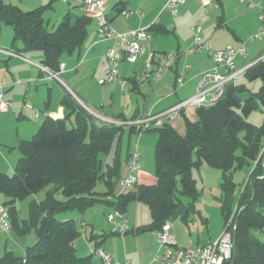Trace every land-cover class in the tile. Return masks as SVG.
Returning a JSON list of instances; mask_svg holds the SVG:
<instances>
[{
    "label": "trees",
    "instance_id": "trees-1",
    "mask_svg": "<svg viewBox=\"0 0 264 264\" xmlns=\"http://www.w3.org/2000/svg\"><path fill=\"white\" fill-rule=\"evenodd\" d=\"M67 4L70 8L49 30L44 11L51 3L23 10L0 0V24L9 25L13 32L11 48L18 53L40 50L42 64L56 71L64 53L81 48L91 21L71 9L80 8L78 5ZM242 75L247 81L259 79V90L242 98L246 85L229 83L214 104L197 106L196 120L184 118L185 133H177L169 121L141 131L158 133L154 152L156 183L137 184L134 190L117 193L115 186L123 161L121 146L126 136L127 164L136 128L132 123L95 118L67 93L63 103L70 110L65 117L45 118L30 138L19 142L20 155L13 173L0 172V193L7 198L3 204L9 212L10 231L18 235L32 231L36 236L23 256L6 251L0 255V264H89L90 256H78L74 245L83 234L81 225L73 218L61 220L56 215L69 210L84 212L97 203L121 212L130 201L146 203L151 222L140 230L159 231L170 218L186 219L195 211L201 193L193 170L204 163L221 172L224 225L234 211L233 250L224 264H264V241L255 236V231L264 230V122L255 126L246 120L257 101L264 109V58L245 68ZM102 155L110 157L104 161ZM245 166L249 173L234 202L233 175ZM99 181L107 186L103 192L95 190ZM46 184H51V189L45 198L31 200L27 218L19 219L16 202ZM97 237L104 235L90 232L86 236L88 241ZM95 242L93 247L100 245V241Z\"/></svg>",
    "mask_w": 264,
    "mask_h": 264
},
{
    "label": "crops",
    "instance_id": "crops-1",
    "mask_svg": "<svg viewBox=\"0 0 264 264\" xmlns=\"http://www.w3.org/2000/svg\"><path fill=\"white\" fill-rule=\"evenodd\" d=\"M102 1L106 6L107 19L114 29L119 32L137 28L150 29L148 31L151 50L168 54L178 53L179 57L156 81H138V76L143 72L142 57L140 61L137 59L132 63L125 60L120 62V76L128 81L124 88L116 81L100 84L98 80L103 76L105 51L114 45V41L101 38L94 19L80 8L77 14L86 15L91 21L87 26V35L81 48L61 56L64 68L59 74L60 81L49 77L46 71L40 69L39 64H42L43 58L40 50L20 52L23 59L0 52V89L8 103L7 109L0 111V172L13 173L20 155L17 148L19 142L30 138L45 118L65 117L70 110L63 103L67 93L88 112L91 111L95 118L104 122L108 119L123 123L131 122L134 117L136 118L134 120H138L147 114L160 113L193 94L198 78L204 71L212 68L214 62L204 50L191 55L183 53L192 42L191 27L195 24L201 25L202 38L212 47L221 49L232 46L235 49L244 45L242 37L251 36L257 31L260 25L258 13L264 8V0H212L207 9L199 0H186L179 6L177 13L172 14L162 8L163 0ZM249 1L255 5L250 7ZM8 2L18 5L23 10L48 3H51L52 8L54 4V0H8ZM69 7L70 5L68 9ZM126 7L132 12L124 15L121 11ZM57 10L60 15L56 14V19L61 16L64 9L60 6ZM50 18L51 16H48V23ZM9 28H3L0 24V48L12 49L13 32L12 28ZM244 46L245 55L237 54L234 59L235 69L238 71L264 58V44L246 47L245 43ZM184 63H188L189 67L184 69ZM183 70L184 83L177 86L174 79ZM219 70L225 71L223 67H219ZM240 76L235 79L236 83ZM185 117L191 121L196 120L195 109L185 108L182 113L179 112L176 117L169 120L177 133H185ZM139 138L140 145L142 144L140 159L142 158L143 164L141 162L137 173L138 185H152L156 183V177L149 170L146 172L143 169L146 160L142 150L146 148V144H149V148L153 147L155 138L146 135ZM203 166L205 165L201 164L199 168L201 188H197L201 193L195 203V211H191L186 219L176 217L166 221L170 226L169 232L175 246L179 248L202 246L207 241L217 238L224 229V219L220 211L221 172ZM126 173L125 158L122 161L120 175L124 176ZM134 189L136 186L129 190ZM118 190L116 184L115 193ZM202 194L207 196L203 201L200 200ZM6 200V196L0 193V203L3 204ZM111 211L112 207L108 204L97 203L74 216L78 224L84 223L86 235L83 238L88 251L83 250V253L90 256V264H101L99 257L92 253L95 240L100 241V245L111 255L115 263L157 264L153 257L163 249L157 240L158 231L139 229L151 222L148 205L136 200L126 205L124 214L128 231L124 235L112 232L111 224L106 218ZM3 232L0 230V235H3L0 239V255L11 251L15 255L23 256L26 247L36 240L32 231L22 237L12 234L11 231ZM90 232L103 234L104 237L88 241L86 236Z\"/></svg>",
    "mask_w": 264,
    "mask_h": 264
},
{
    "label": "built area",
    "instance_id": "built-area-1",
    "mask_svg": "<svg viewBox=\"0 0 264 264\" xmlns=\"http://www.w3.org/2000/svg\"><path fill=\"white\" fill-rule=\"evenodd\" d=\"M62 3H73L80 9L90 15L96 24V29L101 38L114 41V45L109 46L105 51V63L103 65V76L99 78L100 84L111 83L116 81L121 88L126 85V79L120 76V62H135L138 58L143 57V72L138 76V81H156L161 75L170 68L177 58L178 53L168 54L157 52L149 48L150 33L146 28H137L130 31L119 32L114 29L106 16V6L102 0H59ZM186 0H163L162 8L169 10L172 14H176L180 5ZM207 9L212 0H199ZM245 1V0H239ZM251 7L254 2L248 3ZM124 15L132 12L128 7L121 11ZM260 25L257 31L249 36L248 40L264 39V8L258 13ZM193 34L191 44L183 52L185 55H191L195 52L206 51L214 62V66L204 71L195 88V92L184 99H181L171 107L157 114H147L138 120H132L129 124L136 128V133L132 138L130 154L127 161V173L120 176L118 180L119 192L125 191L138 184L137 173L140 169V152L138 148V135L146 128L159 126L165 121H169L176 117L179 112L185 108L196 109L197 106H209L218 101L226 88V86L234 82L235 79L242 74L243 70H236L234 59L237 54L245 55V46L242 44L238 48L227 46L216 49L204 42L202 38V27L195 24L191 27ZM0 52L7 55L24 58L20 53L12 49L0 48ZM184 69L189 67L188 63H184ZM42 71H46L49 77L60 81V72L63 71L64 63H60L56 71L49 70L43 64H39ZM219 67L225 69L224 72ZM175 84L181 86L185 80L184 70L176 76ZM8 107L7 101L3 98L0 89V111H5ZM107 122L122 123L116 120H108ZM107 221L111 224L112 232L124 235L128 231V223L124 212L119 209H112L106 215ZM234 211L225 222L222 233L215 239L207 241L202 246L179 248L175 246L174 239L169 232L170 226L165 223L162 229L157 232V240L163 248L159 250L153 257V261L157 264H224L231 258L233 250V231L235 230ZM0 229L9 232L11 229L9 212L4 204L0 203ZM82 236H85V226L81 223ZM92 253L97 255L101 264H118L115 263L111 255H109L101 245L93 247ZM124 264H133L125 262Z\"/></svg>",
    "mask_w": 264,
    "mask_h": 264
},
{
    "label": "rangeland",
    "instance_id": "rangeland-1",
    "mask_svg": "<svg viewBox=\"0 0 264 264\" xmlns=\"http://www.w3.org/2000/svg\"><path fill=\"white\" fill-rule=\"evenodd\" d=\"M60 6H62V8L64 10H63V13H61V16H59L56 19V14L60 15V13L57 12L58 11L57 8L59 9ZM68 6H69V4H67V3H62L59 0H54L53 7L52 8L49 7V8H47L44 11L45 18L48 19V16H51L50 22H49V24L47 26V28L49 30L52 29L53 26H55L58 22H60V20L62 19L61 17L68 10ZM53 9H56L57 11L56 10H53ZM71 9L75 13H78L79 12V10H78L79 8L73 7ZM2 27L3 28L6 27V29H10L9 28L10 26H8L6 24H2ZM248 38H249V36L248 37L247 36L242 37V41H244L246 43V47H248L249 45H252V44H255V45H258L259 43L260 44H264V39L263 40L256 39L254 42H250V41H248ZM245 43H244V45H245ZM141 59L142 58H138L139 61ZM237 82L238 83H241L242 82L247 87V90L244 91L241 94L242 98L248 97L252 93H254L257 90H259L258 88H259V86L261 84V81L259 79L254 80V81H247L243 76H240L238 78ZM89 112L91 113V111H89ZM246 120L248 122L252 123L255 126H260V125L263 124V122H264V109H263V105H262V103L260 101H257V107H256V109H254L251 112V114H249L248 117H246ZM125 134H126V132H125ZM141 135H144V137H145V135H146V137L153 136L155 138V143H154V146L153 147H150L149 148V144H146L145 145L146 148H144V150H142V151H144V153H142V155L145 157V160H146L145 161L146 164L144 165L143 169L146 170V172H147V170H149V172H152L154 174V170H155V165H154V152H155V144H156V141H157V138H158V133L157 132H154V131H146V132H142L140 134V136ZM126 145H127L126 144V136H124V141H123V144L121 146V148H122V150H121L122 151L121 160H124V158H125ZM139 145H140V138L138 139V148L140 147L139 148V152H140L141 151V145L142 144L140 146ZM108 156L102 155L103 160L104 161L107 160L105 157H108ZM141 162L143 164L142 158L141 159L139 158V163L141 164ZM203 165H205L203 167H207V169H210V170H213V171H219L218 169L216 170L215 168H212L210 166H206L207 164H205V163ZM200 172H201L200 169L193 170V177L196 179V181H197V187L199 189L201 188V185H200L201 184ZM248 173H249V168L245 166L244 168L235 171V173L233 175V179H234V182L236 184L235 191H234V202H236L237 199H238V197H239L242 184L246 180V178L248 176ZM106 187L107 186H106V184L104 182L99 181V182H97V184L95 186V190L96 191L103 192L104 190L107 189ZM50 189H51V184H46L45 186H43L41 189H39L35 193L30 194L28 197H26L24 199H21V200H18L16 202V210H17V216H18V218L19 219H22V218L25 219V218H27V216H28V206H29L28 204H29V202L31 200L42 201L45 198V196L47 195V193L49 192ZM206 197H207L206 194H204V196L202 194L200 200L202 199V201H203L204 199H206ZM57 198L63 199V196L61 194H57ZM183 200L186 201L185 198ZM78 213H82V212H79L77 210H69V212L68 211H65V212L58 213L56 215V217L58 219H61V220L66 219V218H73L74 220H76L74 216L76 214H78ZM3 233H8V232L5 231ZM11 233L12 234H15L13 232V230H11ZM27 233H25L23 235H26ZM23 235H18V236L22 237ZM255 236H257L260 240L264 241V230H262V231H255ZM1 237H3V235H0V239H1ZM84 242H86V241H84V238H83L82 235H79L76 238V240L74 241V245H75V248H76V253H77L78 256H81V257H87L85 255V253H83V250H84V252L88 251V246ZM89 264H90V262H89Z\"/></svg>",
    "mask_w": 264,
    "mask_h": 264
}]
</instances>
